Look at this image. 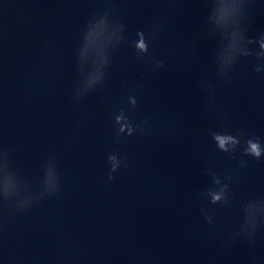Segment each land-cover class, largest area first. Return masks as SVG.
Listing matches in <instances>:
<instances>
[{
    "label": "water",
    "instance_id": "obj_1",
    "mask_svg": "<svg viewBox=\"0 0 264 264\" xmlns=\"http://www.w3.org/2000/svg\"><path fill=\"white\" fill-rule=\"evenodd\" d=\"M262 41L264 0H0V264H264Z\"/></svg>",
    "mask_w": 264,
    "mask_h": 264
},
{
    "label": "clouds",
    "instance_id": "obj_2",
    "mask_svg": "<svg viewBox=\"0 0 264 264\" xmlns=\"http://www.w3.org/2000/svg\"><path fill=\"white\" fill-rule=\"evenodd\" d=\"M224 7H230L233 11H238L240 8L239 4H231V5H225ZM220 16L222 18L223 13L221 11ZM108 29V24L106 21V17H100L98 19H94L92 22L89 23V27H88V31L86 33V47L91 45L97 37H99L103 32L107 31ZM262 46H264V41L261 42ZM141 50H145L146 51V46L141 45ZM108 62V56L106 53L103 52V50H101L100 54L97 56L96 61L94 62V71L92 73L89 74L88 80H89V84H93L96 81L102 79L103 76V66L105 64H107ZM122 131V130H121ZM133 131V129L130 127L129 128V134H131V132ZM218 139L220 140V146L224 147L225 146V141L223 137H218ZM228 139L232 140L235 139L233 137H229ZM238 142V141H237ZM247 144L248 147L246 148V151L259 158L261 155H264V144H262L261 142V138L259 136L256 137H249L247 140ZM109 159L111 161H113L112 163V169L113 171L117 170L119 167V160L117 155L114 153L112 154ZM0 173H2V175H0V185H2V190L4 193V196L6 199H9L13 196H18V193L13 192V186L15 184V181L12 177V174L8 171V162H7V151L5 150L4 152V160L2 163H0ZM53 176V171L51 169H49L48 173H47V179H46V184L49 186V191L50 192H54L57 189L58 186V182L54 181L52 179ZM109 179L110 180H114L115 176H113L111 173H109ZM219 196H216L215 199H219ZM36 199V197L28 195L26 196L24 199L19 200L18 203L15 205V207L21 208L23 209L24 207H26L27 205H29L30 203L34 202V200ZM248 209L251 210L252 209V205H248ZM249 216L252 217L254 216V212L253 211H249ZM256 220L252 219L251 220V229L254 232L255 228H256Z\"/></svg>",
    "mask_w": 264,
    "mask_h": 264
}]
</instances>
